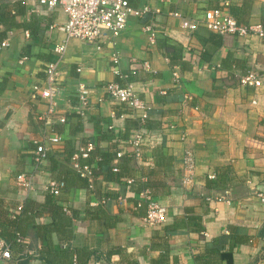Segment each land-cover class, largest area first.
Wrapping results in <instances>:
<instances>
[{
    "label": "crops",
    "instance_id": "crops-1",
    "mask_svg": "<svg viewBox=\"0 0 264 264\" xmlns=\"http://www.w3.org/2000/svg\"><path fill=\"white\" fill-rule=\"evenodd\" d=\"M220 1L136 0L133 7L150 12L131 16L116 44L99 50L58 30L67 21L61 8L0 0V31L8 26L5 16L13 21L0 52V201L12 217L25 204L24 243L12 239L8 264H65L60 246L86 264H264V214L254 195L264 191V40L207 30L200 20ZM227 9L239 24L264 28V0H235ZM174 11L199 21L197 29H183ZM147 25L158 31L155 44ZM62 44L59 59L53 49ZM116 54L118 69L148 108L146 128L159 136L140 158L111 163L120 165V176L104 166L90 190L70 167L68 150L93 142L109 152L116 143L131 154L127 140L139 126L137 115L103 89L126 82L113 72ZM57 62L56 112L46 121L49 100L33 87L47 86L48 64ZM249 69L261 75V86L241 83ZM78 83L91 90L87 106L78 102ZM55 134L62 142L52 145ZM38 143L48 157L36 168ZM187 148L196 167L186 185ZM19 174L33 176L31 191L18 187ZM50 181L60 185L59 195L46 191ZM145 189L168 209L163 226L143 223L146 206L137 204Z\"/></svg>",
    "mask_w": 264,
    "mask_h": 264
},
{
    "label": "built area",
    "instance_id": "built-area-1",
    "mask_svg": "<svg viewBox=\"0 0 264 264\" xmlns=\"http://www.w3.org/2000/svg\"><path fill=\"white\" fill-rule=\"evenodd\" d=\"M235 0H221L220 7L215 9H208L205 11L200 23L203 26L219 35H256L264 40V28L260 25L244 26L237 22V20L229 13L228 9ZM25 3L34 4L35 6L45 7L48 10L61 8L67 16L65 24L58 26V30L63 32L67 38L77 39L86 44H93L97 49L101 50L104 46H114L117 38L126 30L128 20L131 16L142 17L150 12V8H135L130 5L128 0H24ZM171 15L181 19L183 29L193 32L199 26V21L185 18L180 12H171ZM53 28V27H52ZM148 34L150 44H155L158 31L150 25L144 27ZM12 33L7 35V38L0 43V52L8 46V42ZM66 45H57L53 51L61 59L65 53ZM26 58L20 60L23 63ZM120 63L119 55L116 54L113 58L114 74L120 75L122 79L126 80L125 84L120 85L116 82L107 83L103 89L111 100L118 104L125 105L131 113L139 120L138 128L134 129L127 144L131 146V156L133 158H140L144 149L156 143L155 138L159 134L154 131H148L146 122L149 119L148 108L146 104L137 95L134 84L127 81L128 75H122L118 69ZM80 72L81 69L79 68ZM58 78V62L48 64L46 71V87L36 84L33 87V94L49 100V108L46 112V121L53 115L56 103L54 96L57 92L56 81ZM178 78V77H177ZM241 83L247 86L259 87L263 84L261 75L254 69H249L241 78ZM76 96L78 102L84 106L88 105L89 95L91 90L86 87L84 83H78L76 86ZM60 122L64 123L65 118L61 117ZM158 131V130H157ZM186 138V137H185ZM52 145H57L62 142L60 135L55 134L48 138ZM93 142L87 143L80 148L79 153L72 158V167L77 174L87 180L88 188L93 190L95 173V165L81 164L80 159H87L90 157L94 149ZM117 159L121 158L124 153V147L117 146ZM48 157V149L45 144L38 143L33 160L36 168H39ZM196 167V159L191 148L185 150L183 156V183L188 184L192 180ZM113 171L117 172L118 168L113 167ZM18 187L25 191H31L34 187L33 176L28 174H19L16 178ZM133 183L132 180L128 181ZM46 191L54 196L60 194V185L56 181H50L46 187ZM255 198L258 200L262 213L264 214V191L256 190L254 192ZM139 202L137 207L140 208L145 204L146 214L143 218V223L147 227L163 226L168 217L167 207L161 205L153 196L152 193L145 189L139 193ZM224 198L218 199L222 201ZM119 201L124 203L123 197ZM23 210V205L20 204L13 214V217L20 214ZM15 242L19 244L24 243V237L17 235ZM12 261V247L11 242L5 240L0 236V264H8ZM106 262L105 259L99 260ZM75 263L78 264L75 260Z\"/></svg>",
    "mask_w": 264,
    "mask_h": 264
},
{
    "label": "trees",
    "instance_id": "trees-1",
    "mask_svg": "<svg viewBox=\"0 0 264 264\" xmlns=\"http://www.w3.org/2000/svg\"><path fill=\"white\" fill-rule=\"evenodd\" d=\"M130 5L131 6H134L135 5V1L136 0H128ZM6 17V20H4V24L5 25H8L6 30L11 28L13 25V21H12V18H10V16H5ZM6 30L4 31H0V43L2 42V40L6 37L7 33H6ZM80 148L81 146H78L76 149H69L68 150V159L67 161L69 162V165L70 167L73 169L72 167V158L75 154L79 153L80 151ZM117 144L114 143L113 146H111V149L109 150V152H101L98 150L96 144L94 146V149L93 151L91 152L90 154V157L87 158V159H80V163L81 164H92L94 165L95 163V160L96 158L98 157L97 159V162H96V166L94 168V173H95V176H96V173L101 170L104 166H109V173H113V174H116L117 176H120V172H121V169H120V165H117L116 167L118 168V171L115 172L113 171V167H111V163L116 159V160H119V162L121 161H126L125 158L129 157V158H132L131 154H124L121 158L117 159ZM84 179V178H83ZM55 209H57V211L61 212L62 210L57 206H54ZM22 213H25V204L23 205V210H22ZM74 215L76 214V212L74 211L73 212ZM21 213L20 214H17L15 215L14 217H12V215L3 209L2 207V203L0 201V229L2 227H4L6 225L7 229L4 230L1 229L0 230V236L2 238H4L5 240L11 242L12 239L13 241L16 240V237L17 235H23V231L21 230V227H20V223H21ZM4 217H7L6 219H4ZM71 224V223H70ZM60 254L63 255L66 259V263L65 264H75L74 262V257L76 258V261L79 262V264H86V262H80V259H79V255L76 254L73 250H71L69 247L67 246H60ZM62 258V257H61ZM46 264H59V263H55L53 260H49V259H44L43 260Z\"/></svg>",
    "mask_w": 264,
    "mask_h": 264
}]
</instances>
